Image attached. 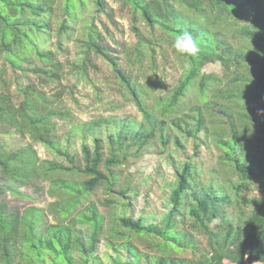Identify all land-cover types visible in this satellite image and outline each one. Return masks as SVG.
<instances>
[{
  "label": "trees",
  "instance_id": "1",
  "mask_svg": "<svg viewBox=\"0 0 264 264\" xmlns=\"http://www.w3.org/2000/svg\"><path fill=\"white\" fill-rule=\"evenodd\" d=\"M115 2L127 10L137 38L125 51L127 65L147 61L154 71L159 53L172 55L182 73L166 96L148 103L149 93L119 67L88 21L79 72L85 74L91 52L103 57L141 119L73 123L54 96L15 76L59 82L63 66L47 48L49 38L56 33L61 49V36L90 7L111 18L106 1L0 0V176L16 193L47 181L58 198L21 209L0 200V264H264V0ZM185 31L200 47L194 57L172 48ZM209 64H219L222 76L204 73ZM193 91L199 103L180 113ZM12 133L28 135L55 159L41 160L30 147L6 150L2 137ZM210 144L236 181L202 170L195 158ZM148 151L168 159L173 171L135 183L128 164ZM145 184L149 193L161 188L163 205L134 218L130 200Z\"/></svg>",
  "mask_w": 264,
  "mask_h": 264
},
{
  "label": "rangeland",
  "instance_id": "2",
  "mask_svg": "<svg viewBox=\"0 0 264 264\" xmlns=\"http://www.w3.org/2000/svg\"><path fill=\"white\" fill-rule=\"evenodd\" d=\"M109 7L108 18L105 14L96 12L94 7H90L81 20L73 25V29L68 35L61 36V49L58 46L59 37L54 33L47 42V48L56 54V59L62 66V77L59 82L51 81L42 76L28 73V76H15V81L21 84L33 82L35 85L47 94L55 97L56 105L61 109H68L72 115L73 123L85 122L97 118H121L130 120H140L141 114L134 103L124 94V90L115 78L112 67L101 56L90 53V62L87 63L85 74H81L77 65L82 64L85 57L86 46L79 39L83 37L84 25L93 22L101 32L103 44L106 46L108 53L118 59V65L124 72L131 76L133 82L145 89L150 98L147 102L160 100L174 87L179 76L182 73L181 65L175 62L172 55L163 58L159 53L156 55L157 67L152 71L147 61L138 68L127 65L125 51L132 48L137 38L132 31L131 21L127 10L115 0H105ZM61 14L57 22L62 20ZM55 23V22H54ZM85 23V24H84ZM56 24H54L55 27ZM206 74H216L222 76V68L219 64H209L203 69ZM14 89V88H13ZM199 103L197 92H191L182 102L180 113H188L189 109ZM216 118H213L215 120ZM67 121H58L60 129L67 127ZM218 126V123H215ZM69 127V126H68ZM5 149L9 151L20 148L30 147L35 151L37 157L41 160H54L55 156L48 151L43 145L33 142L28 135L20 137L12 133L9 136L2 137ZM190 154L193 153L191 144H188ZM220 152L212 145L201 148L200 155L195 158L204 172L216 169L220 171V181L226 179L236 181L237 177L232 174L226 167L218 164ZM160 171L164 178L172 173V165L168 159L148 151L139 160L128 164L126 174L135 183L140 181H152L156 179V172ZM15 187V186H13ZM149 193L147 185L140 186V195L131 197V210L129 215L138 218L142 211L153 212L161 211L163 201L161 199V188L156 186ZM20 192L16 193L9 190L5 180L0 176V200H5L10 208H24L28 206L46 207L50 202L58 200L57 197L49 190L47 181L40 182L38 190L31 185H23L18 188ZM254 195H259L258 190L254 189ZM99 199L93 201L99 203L102 193L97 194ZM151 205H147L146 201ZM49 222H53V217H48ZM140 249L146 250L144 246ZM105 253L103 244H99L98 254ZM258 264V263H255Z\"/></svg>",
  "mask_w": 264,
  "mask_h": 264
},
{
  "label": "clouds",
  "instance_id": "3",
  "mask_svg": "<svg viewBox=\"0 0 264 264\" xmlns=\"http://www.w3.org/2000/svg\"><path fill=\"white\" fill-rule=\"evenodd\" d=\"M172 48L182 56L194 57L199 54L200 47L191 33L185 31L175 36L172 42ZM187 63L185 67H187Z\"/></svg>",
  "mask_w": 264,
  "mask_h": 264
}]
</instances>
